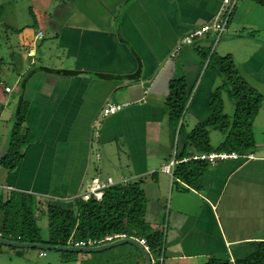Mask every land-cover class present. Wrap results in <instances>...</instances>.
<instances>
[{
    "label": "crops",
    "instance_id": "0c3cea01",
    "mask_svg": "<svg viewBox=\"0 0 264 264\" xmlns=\"http://www.w3.org/2000/svg\"><path fill=\"white\" fill-rule=\"evenodd\" d=\"M221 5L222 0H128L120 18L107 27L74 12L69 17L73 23H52L50 17L36 32L22 28L24 59L19 55L18 63L11 64L14 83L2 84L0 79V191L32 195L38 228L41 231L43 224L48 229L47 235L41 233L44 243L49 241L44 212L48 204L72 209L74 198L100 174L119 183L144 180L146 222L154 230H164L165 236L162 254L151 255L153 264L162 256L163 264H236L256 254L264 243V6L240 0L220 38H225L220 55L211 52V34L179 58H171L177 42L213 19ZM46 37L51 40L45 43ZM238 46L240 54L233 51ZM232 51L235 56L244 51L239 69L263 96L253 125V158L197 163L195 171L204 173L191 186L174 175L181 164L174 166L172 175L163 171L183 153L195 151L187 150L181 136L175 147L178 129L172 125L168 100L172 87L183 80L189 94L197 87L181 121L186 134L191 133L210 118V97L219 80L207 68L206 55L233 58ZM52 52H58V63ZM140 70V78L133 79ZM108 104L127 106L103 118ZM21 108L25 120L20 136L27 135L22 145L26 153L10 170L6 161ZM212 135L217 148L224 136L214 140ZM51 260L105 264L100 259ZM130 264H146V259L139 251Z\"/></svg>",
    "mask_w": 264,
    "mask_h": 264
},
{
    "label": "trees",
    "instance_id": "16d2710c",
    "mask_svg": "<svg viewBox=\"0 0 264 264\" xmlns=\"http://www.w3.org/2000/svg\"><path fill=\"white\" fill-rule=\"evenodd\" d=\"M254 1L264 6V0ZM207 61V68L222 81L220 86L211 93L212 114L210 118L200 123L191 133L186 134L184 124L181 123L190 98L185 80L172 87L168 100L167 106L172 125L178 129L179 137H183L187 142V150L195 149L192 153H183L178 160L186 159V156L195 152L200 155L211 152H237L240 155H249L256 147L253 125L263 104L262 94L240 74L231 56L222 58L207 53L204 62ZM54 72L79 74L74 71ZM140 76L141 70L132 78L137 79ZM225 95L233 104V111L230 114L226 112ZM24 120V108H21L17 113L14 126L11 155L6 161L10 170L17 167L26 153L22 145L26 144L27 135L24 138L20 136ZM210 129L224 136L223 142L217 148L212 146ZM197 163L204 164L200 160L183 162L174 175L186 184L195 186V182H199L204 173L200 170L195 171L194 166ZM144 184L143 179L118 184L105 192L101 202L74 199L72 209H63L48 204L47 209L44 210L49 219L48 244L67 246L70 241L79 242L90 238L100 240L107 235L124 234L129 238L145 239L150 255L157 254L159 257L165 245L164 230H154L146 222L148 200ZM36 209L32 195L16 192H10L7 195L0 191V233L2 237L17 242L44 243L35 216ZM140 255L142 256L141 253ZM236 264H264V243L259 244L254 256Z\"/></svg>",
    "mask_w": 264,
    "mask_h": 264
},
{
    "label": "rangeland",
    "instance_id": "374dc122",
    "mask_svg": "<svg viewBox=\"0 0 264 264\" xmlns=\"http://www.w3.org/2000/svg\"><path fill=\"white\" fill-rule=\"evenodd\" d=\"M131 1L132 0H130V2ZM127 2L128 0H76L75 3L71 4L69 2H62L61 0H0V74H2L0 79L2 84L14 83L12 80L14 68L11 67V64L13 62L18 63L19 55H22L24 59L23 52L21 51L24 49V46L21 44L19 33L25 27L26 30L31 29L36 32V30L42 28L44 24H47L50 17H52V23H56L55 21L62 19L71 20L72 22V18L69 17L74 15V12H76L77 16L80 14L81 17L87 15L91 18V22L107 27L110 24L114 25L117 19L120 18V13L122 14ZM51 30V28L48 30V34ZM47 39L49 38L46 37L45 43L48 41ZM50 40L51 39H49V41ZM216 40L217 37L214 36L211 41V52L213 51V53L216 52V55H220V49L225 38L218 42H216ZM233 51L239 53L238 51H242V49L238 46L237 50L233 49ZM233 51L231 52L232 54H234ZM244 51L243 55L236 53V56L235 54L233 56L235 65L241 75H244L239 69L245 57ZM26 53L28 52L26 51ZM28 54L30 55V53ZM56 54H58V52H52V59L53 62L58 63L59 59L56 57ZM32 56L33 55H30L28 57L32 59ZM40 56L41 55L37 53L36 58L39 63L37 66L42 64L39 62ZM244 77L252 87L258 89L252 81L248 80L246 76ZM221 82L222 81L219 79L217 87L220 86ZM196 89L197 87L191 92L189 101L195 95ZM224 100L226 103V112L229 114L232 113L233 104L229 101L227 95L224 96ZM189 120L190 116L185 119V122L187 123ZM210 132L213 134L212 137L214 140L223 137L220 132L213 129H210ZM179 138V131L177 130L174 137L175 147L179 142ZM214 144L216 143L214 142ZM123 155L124 152L121 153L122 157ZM103 165H105L106 171L111 173L109 168H107L108 165L105 163H103ZM110 169L112 168L110 167ZM40 228L43 235L48 234L46 225L40 224ZM138 250L139 249L133 245L125 244L103 252L83 254L58 250L16 248L0 244V264H65L62 262L54 263L51 259H60L65 262L70 259H100L103 260L105 264H130L132 259H135L138 255ZM41 253H45L46 256H41ZM66 264L74 263L69 262Z\"/></svg>",
    "mask_w": 264,
    "mask_h": 264
},
{
    "label": "built area",
    "instance_id": "2783aa9c",
    "mask_svg": "<svg viewBox=\"0 0 264 264\" xmlns=\"http://www.w3.org/2000/svg\"><path fill=\"white\" fill-rule=\"evenodd\" d=\"M239 2L240 0H222V5L217 15L213 19L205 23L204 25L190 31L187 35L182 37L177 42L175 48L173 49L171 58L173 59L179 58L187 47L193 46L197 41L206 38L208 35L214 34V36L217 37L216 42H218L222 37V35L224 34L232 17L234 16V13L236 11ZM37 36L38 39L42 40L44 38V33L40 31L38 32ZM5 91L7 93H11L12 88L6 87ZM126 106L127 104L126 105L108 104L103 111V118L110 117L111 115H114L122 111ZM251 158H253L251 155H240L237 152H231V153L211 152L208 154H203L199 156H194L192 158L179 160L176 163L173 162L171 165L164 167L163 171L166 172L167 174L172 175L174 166L176 164H182L183 162H187L188 160H200L203 162H208L211 165H214L218 162H224L228 160L238 161V160L251 159ZM121 183L125 184L126 182L119 183L116 182L112 177H104L98 174L91 180L89 189L84 193L77 195L76 198L74 199H82L86 202L91 200L101 202L104 198L105 192L108 189ZM0 236L2 237L1 233ZM125 238H129V237H127L124 234L107 235L100 240L90 238L88 240L79 241V242L70 241L67 246H72L77 248H93V247L107 245L114 241H118L120 239H125ZM136 240H138L139 243L146 249V251L149 252V246L145 239H136ZM41 255L44 256L45 253H41ZM163 261H164L163 256L158 259L159 264H163Z\"/></svg>",
    "mask_w": 264,
    "mask_h": 264
},
{
    "label": "water",
    "instance_id": "95a60500",
    "mask_svg": "<svg viewBox=\"0 0 264 264\" xmlns=\"http://www.w3.org/2000/svg\"><path fill=\"white\" fill-rule=\"evenodd\" d=\"M0 244L16 247V248H32V249H40V250H58V251H67V252H75V253H97V252H103L105 250H109L112 248H116L125 244H130L135 246L139 249V251L142 253L144 258L146 259V264H152V258L151 255L146 249L133 238H125L120 239L118 241H114L112 243H109L107 245L93 247V248H77L72 246H54L47 243H24V242H17L13 240H8L0 236Z\"/></svg>",
    "mask_w": 264,
    "mask_h": 264
}]
</instances>
